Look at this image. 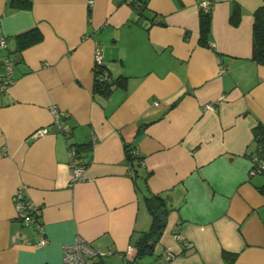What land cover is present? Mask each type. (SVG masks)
<instances>
[{
    "label": "crops",
    "instance_id": "0c3cea01",
    "mask_svg": "<svg viewBox=\"0 0 264 264\" xmlns=\"http://www.w3.org/2000/svg\"><path fill=\"white\" fill-rule=\"evenodd\" d=\"M30 1L0 0V80L6 52L16 65L0 92V264H64V246L79 237L102 252L95 264H124L151 227L147 192L170 210L143 264H264V172H252L264 128L253 26L264 0H149L150 18L129 0ZM205 1L211 47L200 43ZM36 27L42 39L20 49L17 35ZM102 69L105 94L95 91ZM70 145L87 164L75 182ZM128 148L143 156L146 182L134 178ZM19 188L41 207L44 233L20 218Z\"/></svg>",
    "mask_w": 264,
    "mask_h": 264
},
{
    "label": "trees",
    "instance_id": "16d2710c",
    "mask_svg": "<svg viewBox=\"0 0 264 264\" xmlns=\"http://www.w3.org/2000/svg\"><path fill=\"white\" fill-rule=\"evenodd\" d=\"M148 1L149 0H129V4L132 5L139 17L150 18L147 8ZM10 5L14 8H30L32 6V2L30 0H10ZM211 15V8L205 9L202 7L200 14V43L201 45L207 47H211ZM231 20L234 24L239 22L240 16L238 10L232 15ZM253 33L256 44L254 59L259 64L264 65V6H261L255 12ZM42 36L43 35L41 31L37 27L17 35L19 40V48L24 49L39 42L42 39ZM0 50L7 51V49ZM5 55L11 57L10 52H6L4 56ZM99 73H102V75L100 77L98 76L97 78L95 91L102 94L108 93L111 90V83H108L106 78H104L105 73L103 69L97 71V75H99ZM255 133L256 139L259 142L258 149L261 150V154L264 157V128L261 125L258 126ZM127 159L133 171L134 178L139 179L142 177V179H144L146 182L149 174L142 175L140 173V168L143 165V156L137 151V149L128 148ZM260 191L264 193V186L260 187ZM145 198L148 209L152 216V223L149 230L145 231L142 236L136 240V251L133 257L136 259L138 264H143L141 259L153 254L155 246L160 240L166 227L170 210L166 199L160 194H151L150 192H147ZM20 218L23 221V218ZM224 256L228 260L235 259L234 254L227 252L224 254Z\"/></svg>",
    "mask_w": 264,
    "mask_h": 264
},
{
    "label": "built area",
    "instance_id": "2783aa9c",
    "mask_svg": "<svg viewBox=\"0 0 264 264\" xmlns=\"http://www.w3.org/2000/svg\"><path fill=\"white\" fill-rule=\"evenodd\" d=\"M92 3V1L90 2ZM201 6L205 9L211 8V3L208 1L202 2ZM0 49L6 50L8 49L7 37L2 36L0 38ZM95 64L96 68L104 66V56L103 51L100 47L96 49L95 54ZM2 65L4 67V75L0 80V92L6 91L16 80V65L12 57L5 55L2 58ZM105 78V75H104ZM52 111L55 116L56 122H58L64 132L70 130L67 124L61 123L62 111L54 106ZM50 130L49 127L40 128L36 131V135L40 136L45 133H48ZM69 153L71 157V168H72V181H78L85 177V171L87 164L83 161V158L79 154L77 147L75 145H70ZM253 173L264 172V157L261 154V150L258 149L256 155L253 156ZM15 206L16 210L20 217L23 218V222L29 225H33L40 232L44 233V227L41 223V215L42 209L40 206L36 205L32 200H30L24 191V188H19L18 192L15 195ZM176 237L179 240H184V236L180 233L176 234ZM48 243V239L43 237L38 246H44ZM188 245V242H186ZM135 252L130 251L128 257L125 259L124 264H138L136 259L133 257ZM102 255V252L95 249L92 244H90L87 240L79 237L77 240L71 244H66L64 246V264H95L93 259L96 256ZM174 257L173 252H169L167 256V260H170Z\"/></svg>",
    "mask_w": 264,
    "mask_h": 264
}]
</instances>
